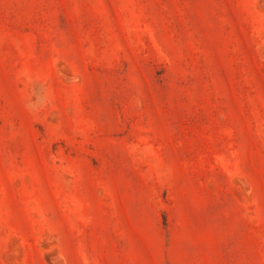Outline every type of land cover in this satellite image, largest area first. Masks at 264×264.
<instances>
[{"label": "rangeland", "instance_id": "374dc122", "mask_svg": "<svg viewBox=\"0 0 264 264\" xmlns=\"http://www.w3.org/2000/svg\"><path fill=\"white\" fill-rule=\"evenodd\" d=\"M0 264H264V0H0Z\"/></svg>", "mask_w": 264, "mask_h": 264}]
</instances>
